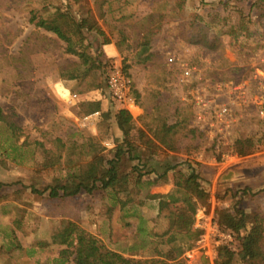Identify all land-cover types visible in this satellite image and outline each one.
<instances>
[{
    "label": "rangeland",
    "instance_id": "rangeland-1",
    "mask_svg": "<svg viewBox=\"0 0 264 264\" xmlns=\"http://www.w3.org/2000/svg\"><path fill=\"white\" fill-rule=\"evenodd\" d=\"M256 1L0 0V107L6 121L19 129L15 136L9 125L0 121V147L11 153L9 158L0 154V264L52 263L66 248L59 246L54 236L69 222L95 236L108 249L143 264L163 259L158 252L166 253L171 248L170 244H165L169 234L149 240L150 226L158 236L164 235L169 227L168 219H157L158 202L148 198L154 190L157 192L154 194L163 195L168 189L166 186L156 189L144 184L134 188L130 197L120 194L116 201L103 191L82 192L75 197H63L62 192L59 197H51L50 191H46L55 185V179L86 168L91 158L84 157L82 151L86 150L89 138L96 139L104 153L112 156L121 137L109 111L119 105L107 88L104 96L109 108H105L98 119L83 121L86 115L83 112L88 108L85 103L79 104L81 112L78 111L76 119L67 117L63 103L69 105L75 100L73 104H76L77 99L64 98L65 90L76 95L95 92L91 85L100 80L101 71L88 73L78 57L66 53L65 42L37 28L34 24L37 20L31 23V18L47 17L57 8L65 11L68 7L77 19L90 18L97 22L119 54L108 59L95 52L105 41L97 33L88 35L86 45L90 43L95 48L90 52L104 62L106 76L109 77L115 67L130 75L131 96L137 106L145 109V113L130 109L133 117L139 118L133 131L139 138V130L152 135L160 118L169 123L184 122L194 128L191 102L197 92L204 100L215 101L208 95L215 83L253 80L264 58V19L258 23L254 17L250 35L238 37L225 34L228 28L223 27L224 21H215L216 27L210 31L212 35L225 29L221 35L222 45L217 50L197 47L188 40L194 30L191 23L203 9L216 13L223 11L222 4L227 3L248 14ZM232 12L229 8L224 13L227 21H235ZM149 39L150 52L154 54L151 58L143 48ZM169 54L200 68L202 80L188 85L180 83V71L168 65ZM71 73L78 78L68 79ZM136 93L140 95L138 99ZM256 97L254 93L255 100ZM226 101L224 96L219 98L220 103ZM236 117L239 120L231 130L233 141L239 150L237 141L252 139L254 148L249 155L223 159L222 154L228 148L216 142L212 135L200 130L203 135L191 139L185 136V131H179L175 138L181 148L179 152L162 149L153 155L140 144L131 159L126 157L123 169L131 172L137 166L144 181L154 177V170L163 173L168 164L177 166L175 172L195 170L209 200L207 206L197 210L194 228L202 217L199 210L205 209L208 217L215 218L216 209L231 210L235 206L250 217L257 215L264 226V118L250 101L239 108ZM58 138L63 141L61 144L55 142ZM47 160L56 161L55 166L45 168ZM173 174H168L171 184ZM136 176L137 172L133 178ZM199 239L176 235L177 244L185 248L181 258L184 264H211L197 244ZM222 245L236 251L234 264H263L264 240L252 246L250 260L243 259L244 253L235 236L232 235V241L227 244L219 241L214 247L218 251ZM67 264H75L73 257Z\"/></svg>",
    "mask_w": 264,
    "mask_h": 264
},
{
    "label": "trees",
    "instance_id": "trees-1",
    "mask_svg": "<svg viewBox=\"0 0 264 264\" xmlns=\"http://www.w3.org/2000/svg\"><path fill=\"white\" fill-rule=\"evenodd\" d=\"M108 1L104 0V2ZM222 5L223 11H216V13L209 11V13L204 15L197 14L194 17L191 23L194 30L188 40L189 43L209 50H217L222 45L221 35L225 32V29L221 28V30L217 31V34L212 35L210 31L212 30L211 28L216 27L215 21H224L223 27L228 28L225 34L238 37L250 35V26L254 17L258 23L264 19V0H257L253 3L248 14L236 6L229 7L227 3ZM229 8L233 11L232 14L236 16L235 21H227L228 17L224 15ZM232 14L231 16H233ZM35 20H37L36 23H34ZM31 23H34L37 28L55 34L60 40L65 42L66 53L78 57L80 65L86 67L88 73L93 70L101 71L100 80L92 84L91 88L100 89L103 93L106 92L108 76L103 71L105 64L99 56H95L90 52L92 49L95 50L92 44L86 45L88 35L92 33H97L98 36L105 38L101 46L111 44L95 20L90 18L77 19L70 9L66 7L65 11L57 8L55 13L47 17L38 19L33 16ZM150 43L151 40L149 39L143 44L144 51L149 52V58L154 56L150 52ZM124 74L130 77L126 71ZM77 78L78 76L75 73L68 75L70 80H76ZM136 95L138 99L139 94L136 93ZM100 107L99 102L90 103L88 104V112L98 111ZM109 113L112 124L120 132L121 137V143L112 151V156L108 157L104 153V148L100 147L96 139L89 138L86 150L82 151L84 157L91 158L86 168L79 172L69 173L65 178L55 179V185L48 187L46 191H50L51 197H59L60 192L63 193V197H75L82 192L93 194L96 191H103L111 195L113 201H116L119 200L120 194H126L130 197L134 188H141L144 184L152 187L158 185L160 181L169 182L168 174L174 172L172 179L174 188L169 194L149 193L148 195L149 200L158 202L157 219L166 218L169 221V227L164 235L158 236L157 233H154L153 227L150 226L149 240L155 237L163 238L169 234L170 236L165 244L171 245V248L166 253L158 252L163 259H158L157 261L152 259L149 262L151 264H184L181 258L185 253V248L177 244L176 235L185 234L195 241L199 239L202 231L194 228L195 216L197 210L200 207L207 206L209 200V194L200 183L198 174L193 169H191L190 173L175 172L177 166L168 164L163 173L154 170L152 171L154 177L149 179V181H144V175L138 173L140 171L137 166L133 167L131 172H126L123 169V163L126 157L131 159L135 155V151L139 149L140 144L146 147L153 155H157V151L162 149L170 152H179L181 148L177 146L175 141L179 131H185V136L191 139H196L198 135H203V133L195 127L189 128L184 122L169 123L166 119L160 118L159 125L152 131V135L139 130V138H136L133 134L134 119L128 110L121 109L115 112L111 108ZM0 121L8 124L13 134L17 135L18 127L6 121L1 107ZM139 141L140 143H138ZM55 142L61 144L63 141L58 138ZM237 145L240 148L238 150L239 154L246 156L251 154L254 148V141L252 139H241L237 141ZM0 154L6 158L11 156L9 149L4 147H0ZM55 164L56 161L47 160L44 167L52 168ZM136 172L137 176L133 178ZM246 190L248 192V189ZM124 206L125 203L122 204V209ZM215 219L222 231L229 232L235 236L236 241L242 248V253H244L243 259L250 260L252 258V246L264 240L262 220L257 215L250 217L239 206H235L231 210L216 209ZM140 231L142 233L143 229L141 228ZM54 237L59 246H65L66 248L62 249L59 257L49 264H67L70 257H73L75 264H143L142 261L125 257L123 254L108 249L95 236L72 222L67 223ZM163 243L164 241H161V244ZM218 253L219 258L216 264H234L237 253L229 246H220ZM262 263L264 264V254Z\"/></svg>",
    "mask_w": 264,
    "mask_h": 264
},
{
    "label": "built area",
    "instance_id": "built-area-1",
    "mask_svg": "<svg viewBox=\"0 0 264 264\" xmlns=\"http://www.w3.org/2000/svg\"><path fill=\"white\" fill-rule=\"evenodd\" d=\"M168 65L180 71V83L183 85L202 80L200 68L186 64L172 54H169ZM131 84V80L118 67H115L107 81L112 99L125 110L137 107L135 99L131 96ZM254 93L257 96L256 100L253 98ZM199 94L197 92L191 102L195 128L212 135L216 142L224 144L228 148V151L222 154L223 159H239L240 154L233 141L231 130L239 120L236 117L239 108L246 106L249 101L252 105H256L258 115L264 118V58L260 60L253 80L242 83H215L212 92L208 93L215 101H206ZM223 96L227 101L220 103L219 98ZM100 116V112L86 114L83 116V121L91 122ZM106 145L114 146L113 143ZM205 212V209L198 212L202 214V217L198 219L195 228L202 230L203 234L197 244L205 252L211 264H216L219 254L214 244H219V241L227 244L232 241V235L223 232L216 219L212 215L208 217ZM189 264H193V262H189Z\"/></svg>",
    "mask_w": 264,
    "mask_h": 264
},
{
    "label": "crops",
    "instance_id": "crops-1",
    "mask_svg": "<svg viewBox=\"0 0 264 264\" xmlns=\"http://www.w3.org/2000/svg\"><path fill=\"white\" fill-rule=\"evenodd\" d=\"M216 1H218V0H210V2H216ZM206 13H209V11H207V10L205 11L204 9L202 11H200L201 15H204ZM222 38H221V40H222ZM197 47H200V46L197 45ZM95 52L102 53L103 56L105 58H108V59L115 58L119 54L118 49H117L115 44L103 45V46H101V48H99V49L97 48L95 50ZM65 81H67V80H65ZM64 89H66V88H64ZM94 91L95 92L82 93L81 95L80 94L76 95V94L70 92L69 90H65V92L63 94L64 98H67L70 100V97H73V98L75 97V99H77L76 104H73L74 103L73 101H75V100H72V102L69 105H66V103H63V111L66 113L67 117L76 119L77 115H78V111L81 112V110H80L81 107L79 104H82V103L83 104L85 103L86 106H88V104H90V103L99 102L101 105L100 110H98V111L95 110L92 112H88V108L85 109L83 112L85 114H90V113H94V112H100L101 113L105 110V108H109L108 102H107L108 100H107L106 96H104L103 91L100 89H95ZM139 97H140V95H139ZM81 106H83V105H81ZM136 108L140 112L145 113V109L144 110L142 109L143 107L141 108L140 106H137ZM121 109H123L121 106H116L115 108H113V110L115 112L118 110H121ZM128 111L131 113L130 110H128ZM132 116H134V115H132ZM133 119H134V125H135V122H138L139 118L133 117ZM199 157H201V156H199ZM263 176H264V168H263ZM162 186H166L168 188L164 192V194H166V195L169 194L174 188V185L169 183V182H161L158 185L153 186V187H155L157 189L158 187H162ZM155 192L156 191L154 190L152 193L154 194Z\"/></svg>",
    "mask_w": 264,
    "mask_h": 264
}]
</instances>
